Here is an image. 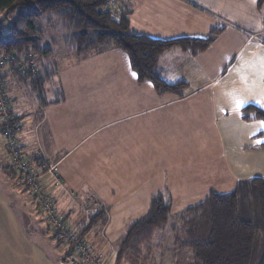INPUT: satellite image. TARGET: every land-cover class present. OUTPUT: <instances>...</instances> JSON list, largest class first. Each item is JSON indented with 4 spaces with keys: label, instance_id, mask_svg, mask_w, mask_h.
<instances>
[{
    "label": "crops",
    "instance_id": "1",
    "mask_svg": "<svg viewBox=\"0 0 264 264\" xmlns=\"http://www.w3.org/2000/svg\"><path fill=\"white\" fill-rule=\"evenodd\" d=\"M121 12L132 35L213 40L198 55L174 47L162 56L166 83L188 86L183 97L141 83L127 53L113 47L63 55L68 62L54 66L40 91L7 80L24 151H41L58 169L63 186L49 189L59 212L78 229L105 212L106 224L86 234L96 251L113 246L158 193L170 195L178 214L240 182L264 180V124L243 117L248 106L264 110V3L125 0ZM24 195L0 179V264H62L65 248Z\"/></svg>",
    "mask_w": 264,
    "mask_h": 264
},
{
    "label": "trees",
    "instance_id": "2",
    "mask_svg": "<svg viewBox=\"0 0 264 264\" xmlns=\"http://www.w3.org/2000/svg\"><path fill=\"white\" fill-rule=\"evenodd\" d=\"M105 1L0 0V11L17 16L9 33L0 28V56L32 52L39 57V62L50 59L52 51H43L37 21L43 16H54L67 34L64 45L79 58L94 47L121 49L127 53L141 83L150 82L159 94L183 97L188 86L166 83L160 70L162 56L174 47L198 55L206 51L213 40L167 42L132 35L123 12L113 15L102 11ZM263 3L264 0H260V4ZM53 63L52 69L39 63V72L30 77V87L41 90L53 74ZM243 115L246 121L258 120L264 124V110L248 106L243 109ZM11 168L14 172L12 165ZM89 219V225L79 229L86 240L89 229L102 227L107 222L102 210L90 214ZM164 231L173 235L178 251L192 253V264H264V180L240 182L234 191L210 194L179 214L172 213V200L167 192L156 194L147 214L129 224L125 234L116 241V264H120L125 255L140 257L143 247L151 253L149 244L158 232ZM69 252L65 250L64 258Z\"/></svg>",
    "mask_w": 264,
    "mask_h": 264
},
{
    "label": "built area",
    "instance_id": "3",
    "mask_svg": "<svg viewBox=\"0 0 264 264\" xmlns=\"http://www.w3.org/2000/svg\"><path fill=\"white\" fill-rule=\"evenodd\" d=\"M125 0H106L104 13L117 14ZM39 72V57L32 52L0 56V129L6 141V152L15 174L26 186L37 204L38 212L47 224L54 239L70 251L62 264H111L109 255L93 250L91 244L81 237L79 229L72 226L67 217L59 212L56 198L49 189L62 188L63 183L55 166L48 165L41 152L26 153L21 143L23 122L15 111V103L8 93L9 76L30 86L31 78ZM86 211L98 207L81 205Z\"/></svg>",
    "mask_w": 264,
    "mask_h": 264
},
{
    "label": "rangeland",
    "instance_id": "4",
    "mask_svg": "<svg viewBox=\"0 0 264 264\" xmlns=\"http://www.w3.org/2000/svg\"><path fill=\"white\" fill-rule=\"evenodd\" d=\"M16 18H17L16 14L13 16H9L5 11H0V28L2 29V31L9 33L12 28V24L16 20ZM37 29L42 33L43 51L52 50V54H53L52 58L46 61L45 66H48L50 69H52L53 67L52 64H54L53 62H55L57 68L58 67L60 68L65 63H67L68 58L63 56V55H69L70 52L68 51V48L64 45V40H63L65 37H67V34L62 29H60V25L58 21L55 19V17L54 16L40 17L37 21ZM96 49L99 48L98 47L91 48L88 52ZM39 63L41 65L43 64L42 61ZM10 77L12 78V80L19 81L18 78L12 76H9L8 79H10ZM53 87H55V85H53L52 88ZM5 140L6 139L3 135V132L0 129V162L2 164L7 162L11 163L10 157L6 152ZM7 177L19 185L21 191L25 194L24 196L27 199L30 198L32 200L33 196L28 191L24 183L21 182V180L17 177V175L14 174L13 171L7 170L6 175L3 173V171H0L1 180ZM173 238H174L173 235L169 231L158 232L154 236L152 242L149 244V246L152 245L151 253L147 252V247H143V250L141 249L140 257H136L133 255H125L120 264H192V258H193L192 253L190 251L187 252L178 251L174 245ZM115 243L113 244V246L108 247L106 250L103 251L101 250L96 251L92 245L90 246H92L93 250L96 252L107 253V255H109L111 264H116L117 252L115 248Z\"/></svg>",
    "mask_w": 264,
    "mask_h": 264
}]
</instances>
